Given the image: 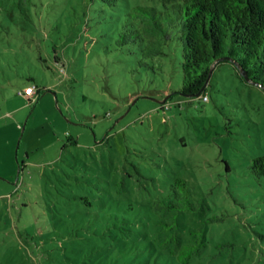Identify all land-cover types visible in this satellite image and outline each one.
Listing matches in <instances>:
<instances>
[{"label": "rangeland", "instance_id": "obj_1", "mask_svg": "<svg viewBox=\"0 0 264 264\" xmlns=\"http://www.w3.org/2000/svg\"><path fill=\"white\" fill-rule=\"evenodd\" d=\"M34 2L32 21L53 10L52 25L4 31L19 35L8 45L40 46L44 66L0 49V264H170L156 259L154 207L175 177L201 208L178 215L185 241L204 232L190 264H264V176L252 169L264 90L223 63L208 99L187 96L178 57L153 60V72L106 48L108 3L77 2L85 14L70 0ZM28 85L41 92L21 95Z\"/></svg>", "mask_w": 264, "mask_h": 264}, {"label": "trees", "instance_id": "obj_2", "mask_svg": "<svg viewBox=\"0 0 264 264\" xmlns=\"http://www.w3.org/2000/svg\"><path fill=\"white\" fill-rule=\"evenodd\" d=\"M70 1L75 4L72 6L74 11L77 12V8L80 7L87 14L84 7L77 3L84 0ZM103 2L108 3V7L112 9L110 17L105 18L107 29L103 36L110 42L106 48L110 50L112 46L127 55H137L138 65L153 72L163 70V63H156L153 60L178 57L183 73L181 93L191 97L204 96V99H208L206 93L210 80L215 68L223 63H231L243 80L264 90V0H103ZM34 6V0H0V49L10 48L12 51L3 59H24L25 63L38 59L44 66L45 57L40 46H34L35 44L28 42L27 39L22 44L17 42L15 45H8L7 35L17 38L19 35L4 31L7 29L6 26L23 32L34 31L39 23L52 25L54 19H57L56 13L51 16L54 11L49 10L47 16H38L39 23L32 21L35 14ZM67 8L59 16H63ZM58 27L53 26L49 34L53 35ZM46 31L45 26L39 28V34L42 36ZM58 48L53 47L54 59L60 63L64 58L59 55ZM236 63L246 71L249 79L242 75ZM28 87H34L35 94L32 98L41 92L38 87L31 85L25 89ZM25 89L20 92L21 95H24ZM252 169L256 175L264 176V155L254 159ZM169 185V193L155 201V212L160 215L155 220L158 226L156 259L157 262L161 260L170 264L194 263L196 258L201 257L195 254H200V248L204 246L200 241L204 237V232L192 231L191 239L185 241L179 233L181 230L178 215L185 210L198 211L201 208L192 201V191L185 179L175 177ZM169 214H173L170 216L171 222L163 220V216ZM148 263L147 261L145 264Z\"/></svg>", "mask_w": 264, "mask_h": 264}, {"label": "built area", "instance_id": "obj_3", "mask_svg": "<svg viewBox=\"0 0 264 264\" xmlns=\"http://www.w3.org/2000/svg\"><path fill=\"white\" fill-rule=\"evenodd\" d=\"M23 94L26 95L29 98H32L33 95L35 94L34 87H28L27 89H25Z\"/></svg>", "mask_w": 264, "mask_h": 264}, {"label": "water", "instance_id": "obj_4", "mask_svg": "<svg viewBox=\"0 0 264 264\" xmlns=\"http://www.w3.org/2000/svg\"><path fill=\"white\" fill-rule=\"evenodd\" d=\"M236 65H238V68L241 70L242 75L249 79V77H248L246 71H244L243 68H242L238 63H236ZM212 73H213V69H212V71H211L210 77L212 76ZM199 94H200V93H199ZM199 94H197V96H198ZM162 102L165 103L166 101H162Z\"/></svg>", "mask_w": 264, "mask_h": 264}]
</instances>
